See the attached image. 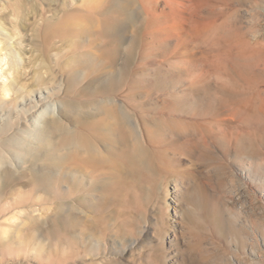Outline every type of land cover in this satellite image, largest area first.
<instances>
[{"label": "rangeland", "instance_id": "rangeland-1", "mask_svg": "<svg viewBox=\"0 0 264 264\" xmlns=\"http://www.w3.org/2000/svg\"><path fill=\"white\" fill-rule=\"evenodd\" d=\"M17 1L0 0V264H264V0H191L202 6L185 14L188 41L163 43L131 0H107L122 21L107 36L60 38L38 29L52 6ZM42 91L61 113L18 120V101ZM244 113L259 121L238 123ZM114 115L135 127L146 166L117 168ZM51 120L95 152L74 137L44 155ZM249 158L262 169L246 175Z\"/></svg>", "mask_w": 264, "mask_h": 264}, {"label": "bare ground", "instance_id": "bare-ground-1", "mask_svg": "<svg viewBox=\"0 0 264 264\" xmlns=\"http://www.w3.org/2000/svg\"><path fill=\"white\" fill-rule=\"evenodd\" d=\"M43 1L44 2L43 3L41 2L40 4L42 5L47 4V5L52 6L50 13H52L53 16L52 17L47 16V13L42 11L41 9L40 10L41 23L39 24L38 29L41 31H45L47 33L48 32L54 33L59 38L69 37L71 35L76 36L77 33L81 31L82 33L84 32L93 33L94 29H96L98 25L102 28L101 36H104V35L107 36L109 29L110 30L120 29L121 27L122 21H120L119 18L110 14L107 0H103L101 1V3H97V1L95 2L94 0H83L80 6L73 5L72 3L70 4L71 2L70 0L68 2L67 0H43ZM131 1L132 3H134L136 6H138L141 9L142 14L146 15V19H147L146 25L150 26L149 28L148 27L145 28L142 33L151 35V38L154 37L152 39H157L159 43H163L162 41L165 38H166L165 40H167L168 39L167 37H175L176 39L182 42L183 41L185 42L186 40L188 41V39H186L187 37L185 38L184 36L185 32L183 30V25L187 23L186 20H188L185 14L189 11L190 12L197 11L202 6L199 3L193 4L192 3L193 1L191 2V0H131ZM27 2L28 0L20 1L21 5ZM159 2L163 3L165 11L162 14L157 15L156 13L157 5L159 4ZM20 3L19 1L16 2L14 11H18L20 9ZM29 8L35 11V7H33V5L30 6ZM62 8H64L65 10ZM54 12H56L57 15H55ZM93 13H96L101 18L96 19L95 17H93L92 15ZM155 19L157 21H153ZM136 43H138V40L136 41ZM108 51L109 50L105 52L106 55ZM185 62L186 61H182L181 64L184 65L187 63ZM171 63H173V65L174 64L179 65V62H177L176 60L172 61ZM186 65H188V63ZM38 79L39 81H42V82L44 81L43 77L41 76H39ZM43 94H46V96H44ZM48 97H50L49 93L43 92V91H42V95H41V92L40 94L38 92V95L27 96L26 98L24 97L22 98V100L18 101V106L15 107L12 113L15 114V117L18 120H24L26 122L29 121V119L31 118H36V121L38 122L39 119L42 120V118H44L47 114H54L55 111L58 112V114H60L61 107L59 108V105L54 104V103H44V101ZM68 107L75 108V105L70 104L68 105ZM233 110L236 115H239L240 110L238 109H233ZM5 112H7V109L5 108L0 109V117L5 115ZM106 113H107V117H109L110 116L109 112H106ZM113 114L115 113H112L111 115ZM237 117L238 118L236 120L238 123H242V122L244 123L247 120L248 122L259 121L258 117L254 115L247 117V114L245 113L243 116L241 115V117L240 116H237ZM114 118L116 120L115 125L112 126L111 124H109L110 129L109 127L107 130L105 128V132L110 133V130L113 127H115V129L117 128L116 130H118L119 132V136L121 138L120 149L118 150V153L115 154V156L117 157V162H118L117 168L122 171L124 168H126L127 166L131 164H141L143 166L144 165L146 166V162L150 160L151 155L149 151L147 150V148L144 147L143 143L140 141V136L135 130V127L132 126V130L128 131L126 128V126H128L127 119H125L123 115H119V116L114 115ZM85 120L87 119H84V121ZM84 124L90 126L92 131H89V130L88 131L89 133L91 132L90 137L92 138H94L95 134H97L99 130H101L100 125H98L97 122L95 121L89 120L85 122ZM50 126L55 131V133L53 134L58 133L56 137L57 141H53L49 137L47 138L48 140L46 139L48 141L47 142L48 145L51 146L52 148H47L46 149L47 151L45 150L46 153L44 155H50L49 153H52V154H55L56 152L58 153L63 147L68 146L70 144H74L73 143L74 137L79 139L82 142V144L86 145L89 148V152H93V153L95 152L94 147L90 141L91 140L90 137H87V136L85 137L83 133H81L80 131L78 132L75 130L73 133V130L71 131L67 129L58 120H51ZM162 133L163 131L159 127L157 128L155 135L161 136ZM127 141L129 145L126 144ZM227 142L230 143L229 141ZM55 155H58V154H55ZM51 157H56V156H51ZM0 160H1V155H0ZM83 162L93 164V160L90 158L89 160H86V161L83 160ZM79 163H81V161ZM100 164H105V162L103 161ZM240 168H241L240 171H242V173L247 175L249 173H254L255 170L257 169H262V162L255 158H252V159L249 158L248 160L246 159L244 161H240ZM261 183L263 184L262 188L264 192V181L261 180ZM175 195L176 196L179 195L178 190H176Z\"/></svg>", "mask_w": 264, "mask_h": 264}]
</instances>
